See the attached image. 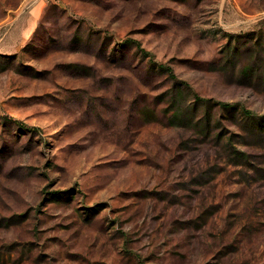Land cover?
Masks as SVG:
<instances>
[{
    "label": "rangeland",
    "instance_id": "374dc122",
    "mask_svg": "<svg viewBox=\"0 0 264 264\" xmlns=\"http://www.w3.org/2000/svg\"><path fill=\"white\" fill-rule=\"evenodd\" d=\"M194 93L264 114V0H0V264H264V124Z\"/></svg>",
    "mask_w": 264,
    "mask_h": 264
},
{
    "label": "trees",
    "instance_id": "16d2710c",
    "mask_svg": "<svg viewBox=\"0 0 264 264\" xmlns=\"http://www.w3.org/2000/svg\"><path fill=\"white\" fill-rule=\"evenodd\" d=\"M144 52L148 53L147 51H144ZM150 62L154 63L153 61H150ZM156 65L158 66V68L160 70L165 71L168 74V76L172 79L174 86H173V88L171 90L172 91L171 96H172L173 99L180 100V97L183 94V89L191 91V88H190L189 84H187L185 81H180V80H178L176 78V75H175V73L173 72V70H172V68L170 66H168L167 64H163V63H159V64H156ZM193 97H194V101H195L196 105L197 104H204L207 107L211 106V105H216V106H218L221 109L228 110V111H231V112L238 111L252 125H257L256 122H258L259 124H262V125L264 124V114L257 115L255 113H253L251 110H249V109H247V108H245L243 106H240L238 103H228V102L217 101V100L214 101L211 98L202 97V96H200L197 93H194ZM1 120L2 121H13L15 124H17L19 126L27 127L23 123H21L19 120L13 119V118H9L6 115H2L1 116ZM258 129H259V131H260V129H262L261 125H260V127ZM231 139H232V137L230 136L229 140H231ZM230 152H231V155L234 157V159L237 162H241V163H244V164L249 163L250 159L252 157V154L247 153V152H245L243 150H239L235 146L231 147V151Z\"/></svg>",
    "mask_w": 264,
    "mask_h": 264
}]
</instances>
